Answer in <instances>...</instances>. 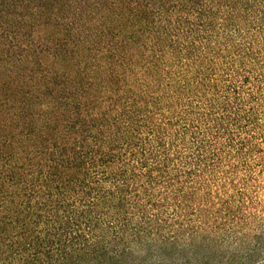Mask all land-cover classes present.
I'll return each instance as SVG.
<instances>
[{
    "label": "trees",
    "instance_id": "16d2710c",
    "mask_svg": "<svg viewBox=\"0 0 264 264\" xmlns=\"http://www.w3.org/2000/svg\"><path fill=\"white\" fill-rule=\"evenodd\" d=\"M260 54L264 0H0V264H264L185 218Z\"/></svg>",
    "mask_w": 264,
    "mask_h": 264
},
{
    "label": "rangeland",
    "instance_id": "374dc122",
    "mask_svg": "<svg viewBox=\"0 0 264 264\" xmlns=\"http://www.w3.org/2000/svg\"><path fill=\"white\" fill-rule=\"evenodd\" d=\"M246 66L239 74L227 71L231 72L227 79L237 87L233 111L240 123L232 126L231 138L238 153L222 155L214 172L206 177L207 187L195 200L205 203V208L195 214L188 212L185 217L226 225L227 230L214 234L218 243L208 246L207 234L199 238L196 248L202 252L201 257L207 246L229 255L238 254L236 249H242L241 244H246L245 249L250 246L251 251L257 240L251 237L264 226V54ZM191 185L189 182L185 186ZM145 249L140 253L143 263L149 260Z\"/></svg>",
    "mask_w": 264,
    "mask_h": 264
}]
</instances>
